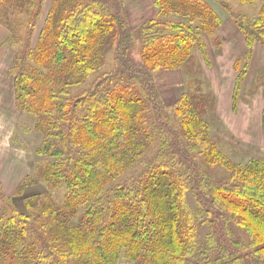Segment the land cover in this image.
I'll list each match as a JSON object with an SVG mask.
<instances>
[{
	"label": "trees",
	"instance_id": "obj_1",
	"mask_svg": "<svg viewBox=\"0 0 264 264\" xmlns=\"http://www.w3.org/2000/svg\"><path fill=\"white\" fill-rule=\"evenodd\" d=\"M127 1L52 0L33 45L46 1L0 0L27 15L21 46L7 39L11 74L16 107L35 117L36 153L46 158L13 196L0 183L1 264H264V153L241 163L219 146L200 68L186 71L195 88L170 108L157 84L162 72L194 66L196 51L208 60L210 36L221 47L215 3L245 42L235 108L254 46H264V0L252 18L231 0H153L156 13L136 27ZM261 117L264 130V108ZM41 181L47 191L25 194ZM53 190L63 191L60 203Z\"/></svg>",
	"mask_w": 264,
	"mask_h": 264
},
{
	"label": "rangeland",
	"instance_id": "obj_2",
	"mask_svg": "<svg viewBox=\"0 0 264 264\" xmlns=\"http://www.w3.org/2000/svg\"><path fill=\"white\" fill-rule=\"evenodd\" d=\"M45 4L41 11L40 20L33 31L32 44H36L38 35L43 26L46 15L51 6L52 0H45ZM208 1V0H207ZM211 1V0H209ZM128 16L132 27L138 26L144 20L149 19L156 13L153 5V0H129L127 1ZM232 8L250 18L254 17L261 5V0H256L255 4L242 3L238 0H231ZM215 9L222 14L220 16L224 20L230 18L228 11L218 8L213 3ZM4 8V7H3ZM0 8V19L8 25H11L9 30L0 22L10 37V43L18 49L21 44L18 43V36L22 42L25 41L24 30L20 27L21 23L25 22L27 15L20 12L17 4L11 2L7 5V11ZM13 11V13H12ZM6 12V13H4ZM9 27V26H8ZM18 28L20 30L18 31ZM231 31L222 30V34L226 33L228 37L227 47L224 51L222 46L217 48L218 39L210 36L209 43V59L205 60L201 53L194 52L196 64L191 67H185L184 70L162 72L157 76V84L163 94L166 107H172V103L180 96V94L187 90H194V84L188 80L186 71H191L193 67H198L203 71L201 77V91H203L206 98L208 94L211 95L212 100L215 99V108L207 111L204 114L205 119L211 122L212 132L219 137V145L223 151L227 152L232 159L237 162L244 163L247 159L252 158L258 154L264 153V130L262 126V102L263 99L258 97L257 90L259 86L264 83V72L253 70L245 75V81L241 84V91L237 99L238 103L233 108V91L235 79L238 70H234L233 63L236 60L245 63V43L243 44L241 36H238L236 25L232 26ZM10 31V33H9ZM13 31V33H11ZM18 31V32H17ZM233 33V35H232ZM225 37V36H224ZM222 38V37H221ZM215 41V42H214ZM244 41V40H243ZM226 44L222 38L221 45ZM264 48V46H262ZM254 51V49H253ZM134 55L139 58V49H134ZM210 60V61H209ZM209 61V63H208ZM208 63V64H207ZM112 67L111 55L107 56L104 68ZM238 67V66H237ZM250 69V66H249ZM248 69V70H249ZM95 75L88 78L86 82L93 80ZM72 88V92L78 91L86 83ZM199 82V81H198ZM192 85V86H191ZM256 95V96H254ZM254 97V98H253ZM261 109V115H260ZM259 110V111H256ZM21 112V113H20ZM16 112L13 119L7 121H0V183L3 184V191L8 196H13L18 185L28 175L37 176L41 172V166L44 165L46 158L37 155L36 149L39 146L42 134L35 129V117L26 112ZM12 131L9 137V146H7L6 135ZM12 140V141H11ZM231 150V152H229ZM209 173H213L219 179H225L227 172L221 169H206ZM32 187V186H31ZM48 188L44 182L41 181L36 187L27 188L25 194L35 192H45ZM53 198L60 203L63 197V191H51ZM16 197V201H20ZM17 261H13L16 264ZM1 264V262H0ZM119 264H134L126 258L122 257Z\"/></svg>",
	"mask_w": 264,
	"mask_h": 264
},
{
	"label": "crops",
	"instance_id": "obj_3",
	"mask_svg": "<svg viewBox=\"0 0 264 264\" xmlns=\"http://www.w3.org/2000/svg\"><path fill=\"white\" fill-rule=\"evenodd\" d=\"M220 14L222 13L219 12V15ZM221 19H222V25L217 30V36L222 37L224 39V42H226V44L221 45L224 51V48L225 46L227 47V43H228L227 38L230 36L227 35L226 33H224L223 35L222 30L231 31L233 29L232 26H234L235 24L230 18L224 20V18L221 17ZM238 32L239 31H237V33ZM238 36H241L242 42L244 44L245 43L243 41L244 38L242 37L240 32L238 33ZM7 39H8L7 30L3 26L0 25V121L1 120L7 121L10 119H13V116L16 115V112H20V110H18L16 107L14 79L11 74V67L13 65L14 51L10 47V45L7 43ZM232 63H233V68H234V62ZM249 66H250V69L248 71L249 74L251 70H253V74L254 72H257L258 70H260L261 72H264V48L262 47V45L256 44L254 46V52L249 62ZM234 70L236 69L234 68ZM256 95L263 99V102L261 103L262 104L261 109H262L264 107V83L261 84V86H259V89L257 90ZM261 109H260V115H261ZM256 111H259V110H256ZM261 116H260V119H261ZM11 134H12V131H10L5 137V139L7 140V146H9L8 141H9V137ZM2 186L4 185L2 184Z\"/></svg>",
	"mask_w": 264,
	"mask_h": 264
}]
</instances>
